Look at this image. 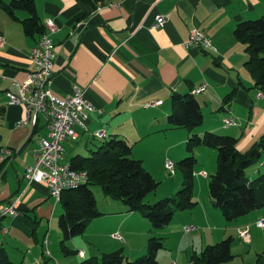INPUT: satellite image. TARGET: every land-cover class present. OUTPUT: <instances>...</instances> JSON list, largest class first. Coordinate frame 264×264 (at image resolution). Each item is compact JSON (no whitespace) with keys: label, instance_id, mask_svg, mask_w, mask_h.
Segmentation results:
<instances>
[{"label":"crops","instance_id":"1","mask_svg":"<svg viewBox=\"0 0 264 264\" xmlns=\"http://www.w3.org/2000/svg\"><path fill=\"white\" fill-rule=\"evenodd\" d=\"M11 1L0 0V36L6 41L0 47V150L9 147L15 151L12 158L0 162V248L5 250L9 264H78L109 252L111 249L103 239L109 234L123 241L134 237L135 221L142 223L149 234V220L139 211L129 212L122 201L104 194L97 197L102 215L89 221L83 235L69 240L70 252L64 253L67 257L58 251L56 258L52 251L51 256L44 255V240L63 208L46 184L27 187L23 172L34 163L39 141L48 134L47 121L41 113L35 126L18 127L25 109L8 104L6 97V91H16L15 82L24 80L33 68L29 53L41 35L24 32L22 20L29 14L15 9L17 18L10 15L3 5ZM35 4L43 25L51 18L59 27L53 35L56 47L51 91L66 97L75 86H80L95 106L89 115V130L77 127L78 137L65 139V161L69 162L84 148L88 153V148L101 140L93 136L98 129L106 131L102 139L112 135L126 139L132 145L131 156L150 163L152 154L161 156L157 151L161 140L166 144L163 153L175 149L184 158L188 152L183 146L192 134L212 131L232 135L238 138L240 151H246L264 135V92L246 64L245 44L234 34L239 22L264 16V0H35ZM159 14L165 16L166 22L152 28ZM195 29L211 39L215 50L187 45ZM204 83L207 89L193 94ZM175 92L197 98L204 115L202 124L194 128L169 126ZM155 100L162 103L146 105ZM230 117L239 124L225 126L224 119ZM78 141L84 144L75 148ZM67 145L71 150L69 157L65 156ZM211 148L195 146L196 161L207 151L217 161L215 152L207 150ZM196 173L200 174L199 182L208 176L203 168H194ZM18 197V213L3 215V209ZM194 200L196 204L180 211L179 217H187L196 231L206 229L201 248L224 238L229 227L236 228L238 235L239 230L250 233V228L257 227L256 221L264 218V207L257 208L228 227L209 192L194 190ZM211 222L220 225L209 230ZM115 232L121 236L124 233L125 237L116 239L112 236ZM29 234L32 238L25 245L22 237ZM9 242L16 244L13 254L7 249L12 248ZM81 250L83 256L79 255Z\"/></svg>","mask_w":264,"mask_h":264},{"label":"trees","instance_id":"2","mask_svg":"<svg viewBox=\"0 0 264 264\" xmlns=\"http://www.w3.org/2000/svg\"><path fill=\"white\" fill-rule=\"evenodd\" d=\"M4 9L17 18L14 10L23 9L29 16L22 20L27 35L42 34L45 26L37 13L35 0H12L3 5ZM235 37L245 44L248 53L246 62L255 74L257 85L264 92V16L239 22L234 29ZM235 90L231 92L234 93ZM172 110L168 116L171 128H194L203 123L204 115L199 101L193 94L175 92L171 100ZM238 138L227 134L207 131L203 135L192 134L187 143L188 155L178 163L182 167L184 181L174 197H166L155 203H145V197L155 189L153 175L144 167L143 161L133 158L132 145L124 138L112 135L98 140L95 147L88 148L87 154H76L70 158L74 169L87 171L88 180L77 187L62 192L60 202L63 208L58 224L61 231V247L69 253L66 241L84 234L90 220L102 215L97 198L92 190L99 185L103 193L123 202L129 212L139 211L151 226L162 228L174 216V208L185 210L196 204L194 200V148L205 145L217 150L216 171L209 175V196L225 220L232 221L250 211L264 207V173L252 181L245 176L248 167L254 164L264 150V135L246 151L237 147ZM233 236L207 244L199 253L190 256L191 264H225L233 259ZM164 246L163 239L149 237L147 253L135 260H129L123 249L103 252L100 257L92 256L78 264H157V253ZM10 261L0 248V264Z\"/></svg>","mask_w":264,"mask_h":264},{"label":"built area","instance_id":"3","mask_svg":"<svg viewBox=\"0 0 264 264\" xmlns=\"http://www.w3.org/2000/svg\"><path fill=\"white\" fill-rule=\"evenodd\" d=\"M165 16L159 14L156 16V22L151 26L156 28L164 25ZM82 24H78L81 26ZM45 30L41 34L37 44L29 53V60L33 68L27 73L22 81H16V91L7 90V102L10 105H22L25 109L24 116L17 122V126H26L35 124L38 121L39 114H44L48 134L39 141V147L34 152V163L29 164L24 172L23 179L26 186L33 183H44L48 186L52 196L60 200L62 192L66 189L77 187L88 180V174L85 170L74 169L70 162L64 160V141L70 137H78L77 127L88 131V121L90 113L95 109L94 104L86 97L85 90L80 86H75L73 92L66 97H60L54 94L50 87L54 74V55L55 42L53 35L59 30L57 23L48 18L45 23ZM5 38L0 36V47L5 44ZM188 46H199L203 49L215 50L211 39L198 29L193 30ZM2 75L0 74V78ZM207 84H201L193 90V94L203 92L207 89ZM162 103V100L147 102V106H155ZM225 126L238 125L234 117L224 119ZM93 136L104 138L106 131L98 129L93 132ZM12 148L6 147L0 150V162H6L14 154ZM165 167L170 172H174L175 163L167 159ZM206 175L205 172H202ZM21 197V196H20ZM20 197L13 200L6 206L3 215H16L18 213L16 204ZM256 226L264 227V218L256 221ZM196 226H185L186 232L195 230ZM112 236L116 239H122L119 232ZM239 236L247 239L248 230H239ZM48 240H44V255L51 256L48 248ZM81 256L84 251L79 252ZM57 264V263H56Z\"/></svg>","mask_w":264,"mask_h":264},{"label":"rangeland","instance_id":"4","mask_svg":"<svg viewBox=\"0 0 264 264\" xmlns=\"http://www.w3.org/2000/svg\"><path fill=\"white\" fill-rule=\"evenodd\" d=\"M78 142L79 143H75L76 144L75 148L78 147L80 148L84 144L81 143V141ZM96 143L98 144V142H95L90 147H95ZM159 143L160 146L157 148V151L161 153V156L158 157V154H156V156L152 154L150 156V159L152 161L151 163L143 162L144 167L153 175L157 183L155 189L145 197L144 199L145 203L152 204L166 197H174L184 181L183 170L178 163L183 158L180 156L179 153H177L175 149H172L167 153H163L166 144L162 140ZM184 148H186V144L185 146H183V149ZM148 150H153V149H148ZM207 150H213V152H215L217 156V150L215 148H211ZM81 151L82 152L80 153L86 154L87 148H84V150L82 149ZM70 153L71 150L68 148L67 145L65 156L69 157V155H71ZM167 158L171 159L175 163V170L173 173L170 172L165 167L164 161ZM136 159H140V158H136ZM201 162L202 164H200ZM216 167H217V161H215L213 155H210L208 151L201 154V159L199 160V162L195 161L194 163L195 170L203 168L208 173V176L204 177V179H202L200 182L197 180L200 174L196 173L194 175L195 192H204V194L205 192H209L208 189V183L210 178L209 175L213 174L216 171ZM258 170H260V172H258ZM261 173H264V153L254 164H252L250 167L246 169L245 176L252 181ZM92 190L95 193L96 198L97 197L102 198L103 196H105L103 190L99 185H93ZM172 208L174 209V216L172 221L168 225L162 228H154L151 226V223L147 221L149 222V228L152 231V232L150 231L149 234L148 232H146L142 223L135 221V225L138 227V228L136 227L137 234L134 237H131L129 240L127 238H125V241L115 240L111 238L110 234L107 238L103 237L106 247L108 249H111L108 251L123 249L125 256L129 260H135L147 253V241L149 237L157 236L163 239V244H164V246L161 249H159L157 253V264H191L190 261L191 254L199 253L202 249L201 248L202 247L201 243L203 240L202 237L204 234L203 232L206 229L202 228L199 231H196L195 229L191 232H186L184 229L185 226L187 225L193 226L194 224L188 221L187 217L186 219H183V217L182 218L179 217L180 216L179 214H181L180 211L182 210L175 209L174 203H172ZM189 209L191 208L185 210H189ZM217 210L219 214L223 216L221 210L219 208ZM59 214L60 212L58 213V215ZM222 220L228 227L235 222L234 221L235 219L232 221H227L225 220L224 217H222ZM215 223L211 222L210 226H208V229L212 230L216 228L215 226L220 225L218 222ZM236 224L238 225V223ZM53 226L54 227L48 231V235L46 236V239L49 242L48 248L50 252L52 251L54 257L56 258L57 251L62 256H64V252L61 247V231L58 224V216L56 221L53 223ZM228 229H229L227 232L228 234L224 238H220L218 240H214V242L208 243V244H213L233 235V242L231 248L234 257L232 260L226 262L225 264H264V227L257 226L252 229L250 228L251 232L249 233L250 236L248 239L240 238L239 235L237 234L236 228L229 227ZM209 230H207V232H211ZM139 231L141 234L139 233ZM43 232H41L42 235ZM80 236L81 235H76L74 237L77 239ZM122 236L125 237L124 233H122ZM31 238H32V234H29V236H23L22 239L24 244L28 245ZM69 240L66 241V246L68 247H70ZM53 242L56 243V248H53ZM9 244L12 246V248L8 246L7 249L10 251V253L13 254V250H15L13 247H15L16 244H14L13 242H9ZM79 255L81 254L79 253ZM96 255L98 257L101 256L100 253Z\"/></svg>","mask_w":264,"mask_h":264}]
</instances>
